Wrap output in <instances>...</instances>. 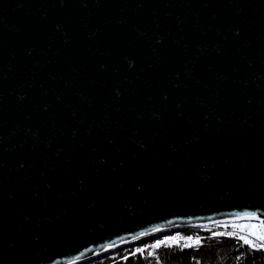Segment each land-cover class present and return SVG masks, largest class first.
Listing matches in <instances>:
<instances>
[{
	"label": "water",
	"instance_id": "1",
	"mask_svg": "<svg viewBox=\"0 0 264 264\" xmlns=\"http://www.w3.org/2000/svg\"><path fill=\"white\" fill-rule=\"evenodd\" d=\"M246 214L264 221V0H0V264Z\"/></svg>",
	"mask_w": 264,
	"mask_h": 264
},
{
	"label": "trees",
	"instance_id": "2",
	"mask_svg": "<svg viewBox=\"0 0 264 264\" xmlns=\"http://www.w3.org/2000/svg\"><path fill=\"white\" fill-rule=\"evenodd\" d=\"M188 233L195 234L200 243L166 247L157 242L159 235H153L76 264H264V249L242 239L220 238L209 231Z\"/></svg>",
	"mask_w": 264,
	"mask_h": 264
},
{
	"label": "built area",
	"instance_id": "3",
	"mask_svg": "<svg viewBox=\"0 0 264 264\" xmlns=\"http://www.w3.org/2000/svg\"><path fill=\"white\" fill-rule=\"evenodd\" d=\"M255 222L257 225H259L258 222L250 219H226V220H219V221H213L209 223L204 224H189V225H183V226H175L170 227L166 229H162L157 232L150 233L146 236L140 237L134 241L140 240L142 238L148 237V236H156L159 235L157 238V242L159 244H162L166 247L174 246V245H190L194 246L198 237L194 234L188 233V231H209L212 233V235H215L220 238H231V237H245L250 241V244L255 245L258 248L264 249V240L257 239L256 236H249V232L245 230V222ZM231 233V235H229ZM172 237H177V242L173 243ZM191 237L192 239L189 240L188 238ZM243 240V239H242ZM161 241H164L165 243H161ZM244 241V240H243ZM133 242V241H132ZM128 244V243H127Z\"/></svg>",
	"mask_w": 264,
	"mask_h": 264
},
{
	"label": "snow or ice",
	"instance_id": "4",
	"mask_svg": "<svg viewBox=\"0 0 264 264\" xmlns=\"http://www.w3.org/2000/svg\"><path fill=\"white\" fill-rule=\"evenodd\" d=\"M246 217L250 218V219L256 218L254 214H246ZM244 227H247L248 229H250V231L248 233L249 236L255 235L257 237V239L264 240V221H261V223L259 225H247ZM255 229H258V231H255ZM141 235H143V233H141ZM229 235H231V233H229ZM177 239H178L177 237H172L173 243L177 242ZM188 239L191 240L192 238L189 237ZM240 239H243L245 244L250 243V241L245 237H240ZM161 243H165V242L161 241ZM194 243L199 244L200 241L197 239L196 241H194ZM159 246H160L159 244L153 245V247H159ZM185 246L187 247L190 245L186 244Z\"/></svg>",
	"mask_w": 264,
	"mask_h": 264
},
{
	"label": "rangeland",
	"instance_id": "5",
	"mask_svg": "<svg viewBox=\"0 0 264 264\" xmlns=\"http://www.w3.org/2000/svg\"><path fill=\"white\" fill-rule=\"evenodd\" d=\"M240 219H244V218H240ZM247 225H257V223L246 221L245 226ZM244 229L247 230L248 232L250 231V229H248L247 227H245ZM255 231H258V229H255ZM252 236H255V235H252Z\"/></svg>",
	"mask_w": 264,
	"mask_h": 264
}]
</instances>
